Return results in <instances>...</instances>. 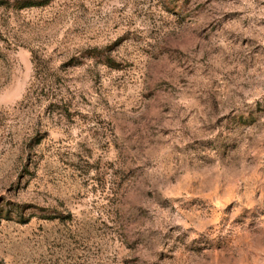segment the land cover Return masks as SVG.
<instances>
[{"label":"rangeland","instance_id":"1","mask_svg":"<svg viewBox=\"0 0 264 264\" xmlns=\"http://www.w3.org/2000/svg\"><path fill=\"white\" fill-rule=\"evenodd\" d=\"M0 264H264V0H0Z\"/></svg>","mask_w":264,"mask_h":264}]
</instances>
